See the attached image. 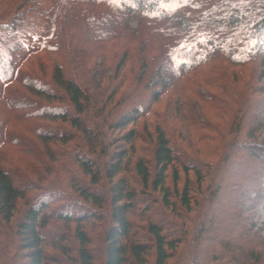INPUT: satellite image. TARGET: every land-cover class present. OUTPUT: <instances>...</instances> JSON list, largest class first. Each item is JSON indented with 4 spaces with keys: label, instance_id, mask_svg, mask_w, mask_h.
I'll use <instances>...</instances> for the list:
<instances>
[{
    "label": "trees",
    "instance_id": "16d2710c",
    "mask_svg": "<svg viewBox=\"0 0 264 264\" xmlns=\"http://www.w3.org/2000/svg\"><path fill=\"white\" fill-rule=\"evenodd\" d=\"M262 201L264 0H0V264H264Z\"/></svg>",
    "mask_w": 264,
    "mask_h": 264
},
{
    "label": "rangeland",
    "instance_id": "374dc122",
    "mask_svg": "<svg viewBox=\"0 0 264 264\" xmlns=\"http://www.w3.org/2000/svg\"><path fill=\"white\" fill-rule=\"evenodd\" d=\"M132 25L137 26V23L133 22ZM255 221L257 222L258 226L262 228V234L264 236V201L261 202V204L258 206L256 210Z\"/></svg>",
    "mask_w": 264,
    "mask_h": 264
}]
</instances>
